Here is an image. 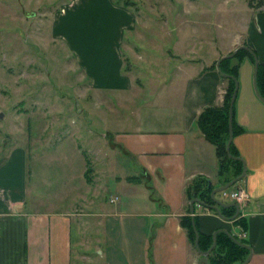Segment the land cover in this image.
Instances as JSON below:
<instances>
[{
  "label": "crops",
  "instance_id": "1",
  "mask_svg": "<svg viewBox=\"0 0 264 264\" xmlns=\"http://www.w3.org/2000/svg\"><path fill=\"white\" fill-rule=\"evenodd\" d=\"M244 20L239 34L225 38L229 33L215 28L214 34L222 39L204 40V45L197 43V29H177L175 44L162 46L167 59L142 58L132 64L134 72L121 52L124 35H135L132 12L111 0H63L51 15V38L63 42L94 102L86 150L75 147L76 153L81 158L90 153L104 172L115 173L117 191L108 202L124 206H101L99 186L86 178L82 158L83 181L72 188L77 204L71 202L70 211L38 210L36 201H27L26 150L12 146L0 164V264L87 260L73 257L72 244L77 248L83 243L88 218L91 227L98 229L96 235L103 237V249H95L97 264H195L198 254L179 221L189 214L186 188L195 177L207 179L213 188L220 185L214 147L203 138L195 119L202 108L221 105L226 81L215 68L220 56L244 43L257 63L264 62V0H258ZM182 34L187 37L185 43L180 41ZM146 52L155 54L149 48ZM151 67L160 68L159 73L145 75L142 70ZM252 69L253 62L242 57L232 105L240 130L230 141L245 167L242 178L230 186L246 193L236 215L244 229L197 203H193L192 217L202 235L225 229L243 240L250 248L245 264H264V101L254 93ZM164 72L167 75L162 77ZM217 193L214 197L219 201L234 202L220 199ZM94 243L101 244L97 239ZM118 244L123 256L116 253Z\"/></svg>",
  "mask_w": 264,
  "mask_h": 264
},
{
  "label": "rangeland",
  "instance_id": "2",
  "mask_svg": "<svg viewBox=\"0 0 264 264\" xmlns=\"http://www.w3.org/2000/svg\"><path fill=\"white\" fill-rule=\"evenodd\" d=\"M62 1L0 0V154L6 155L15 145L24 147L27 201L28 204L36 201L38 210L70 211L74 207L71 202L77 204L72 188L83 181L80 172L83 159L88 169L86 178L99 186V193L96 186L93 189L101 206L123 207V202H108L117 191L115 173L104 172L90 153L83 159L76 153L75 147L80 152L86 150L85 140L89 138L86 131L94 122V102L86 79L63 42L51 38V15ZM257 5L258 0H139L138 8L132 10L135 35L133 38L130 33L124 35L121 52L125 64L135 72L132 64L142 58L156 60L153 55H157L167 59L162 46L167 49L175 44L177 29H197L196 40L200 45H204V40L222 39L214 34L215 28L229 33L225 38L233 32L239 34L240 26L246 22L244 18ZM208 31H213L211 36ZM179 38L181 43L187 42L185 35ZM148 48L155 54L149 55ZM151 68L142 71L145 75L159 73L160 68ZM160 75L163 77L167 72ZM88 221L90 227L82 232L83 243L77 248L72 244L73 257L84 256L87 260L79 257L80 261L72 259L71 264L99 262L95 253L97 246L103 249V237L96 235L98 229L91 227L90 218ZM75 232L72 229L73 241ZM95 239L101 244L94 243ZM121 251L119 247L116 253Z\"/></svg>",
  "mask_w": 264,
  "mask_h": 264
},
{
  "label": "trees",
  "instance_id": "3",
  "mask_svg": "<svg viewBox=\"0 0 264 264\" xmlns=\"http://www.w3.org/2000/svg\"><path fill=\"white\" fill-rule=\"evenodd\" d=\"M115 5L132 10L138 8L139 0H111ZM242 45H245L242 43ZM242 57L248 58L253 62L252 56L245 50L239 49L232 57L223 59L219 63V69L222 73L237 77V67ZM232 59L236 60V63L231 64ZM221 76V75H220ZM222 77V76H221ZM226 87L222 95V101L220 106H206L202 108L195 119V124L202 134L203 138L213 145L215 155L217 158L216 176L220 185H223L232 178L238 176L241 172V162L230 158L224 151L225 143L227 141V105L230 98V94L233 89V80L225 78ZM256 88L258 94L264 99V62L257 63L256 76H255ZM233 112V111H232ZM231 130L232 136H234L239 128L236 127L233 117H231ZM228 152L231 156L239 157L234 151L230 142ZM4 161V156L0 154V164ZM213 186L209 184V181L205 178L195 177L194 180L187 186L186 195L187 198L192 197L198 199L202 203L209 205L213 204L210 199L209 192ZM219 212L224 217H230L234 213L233 207H219ZM191 216L189 214L180 217V225L184 228L186 236L189 242L193 245V231L190 224ZM193 218L195 225V218ZM234 225L240 226L244 229L242 219L236 216L231 221ZM196 228V226H195ZM197 246L201 251H205L211 244V235H202L198 231ZM236 238V236H234ZM244 243L243 240L238 239ZM245 244V243H244ZM247 255V250L234 244L227 236L221 231L215 234V245L207 255L208 264H235L241 263Z\"/></svg>",
  "mask_w": 264,
  "mask_h": 264
},
{
  "label": "water",
  "instance_id": "4",
  "mask_svg": "<svg viewBox=\"0 0 264 264\" xmlns=\"http://www.w3.org/2000/svg\"><path fill=\"white\" fill-rule=\"evenodd\" d=\"M239 49H243V50L247 51L252 56V60H253L252 87H253V90H254V93L256 94V96L260 100L264 101V99L258 94V91H257V88H256V82H255L256 69H257L256 56H255V54L247 46H245V45H238L232 51H230L228 54H225L223 56H220L215 61V68H216V71L218 72V74L221 75L222 77L232 79L233 80V83H234L233 84V89H232V92L230 94V98H229V101H228V105H227V130H228V135H227V141L225 143L224 151H225V153L230 158L235 159V160H238V161L241 162V172H240V174L238 176L232 178L231 180L227 181L223 185H219L218 187H215V188L211 189V191L209 192V196H210V199L213 202V204L206 205V204L202 203L201 201H199L196 198H191L190 199V201L188 203V210H189V214L191 216V218H190V224H191V228H192V231H193V245H194V248H195L196 253L198 254V258L196 259L195 264H208V262H207V255H208V253L210 252V250L215 245V234L218 231H221L224 234H226V236L234 244H236V245H238V246H240V247H242V248H244V249L247 250L246 257L244 258V260L241 263H238V264H245L247 262L249 256H250V248H249V246L246 245V244H244V243H242V242H240L238 239H236L231 233H229L225 229H216L215 231H213L211 233V244L208 247V249H206L205 251L199 250L198 249V246H197L198 233H197V230L195 228L194 221H193V218H192V212H193L192 206H193V203H197L199 205L204 206L207 209H211V210L215 211V213L219 217H221V218H224V217L220 214L219 207H233L234 208V213L230 217L224 218V219L229 220V221H231L232 219H234L236 217V215L238 214V205L235 202L223 203V202L219 201L216 197H214V194L217 193V192H219V191H222L224 189H227L228 187H230L236 181H238L239 179H241L242 176L244 175V172H245V167H244V163H243L242 159L240 157L231 156L229 154V152H228V147H229V144H230V141H231V138H232L231 117H232V105H233V102H234L236 88H237L236 79L233 76H231V75L222 73L220 71V69H219V63H220V61L223 60V59H227V58L232 57ZM0 117H1V113H0Z\"/></svg>",
  "mask_w": 264,
  "mask_h": 264
},
{
  "label": "built area",
  "instance_id": "5",
  "mask_svg": "<svg viewBox=\"0 0 264 264\" xmlns=\"http://www.w3.org/2000/svg\"><path fill=\"white\" fill-rule=\"evenodd\" d=\"M222 198L234 201L236 204L246 199V193L242 189H224L219 192Z\"/></svg>",
  "mask_w": 264,
  "mask_h": 264
}]
</instances>
